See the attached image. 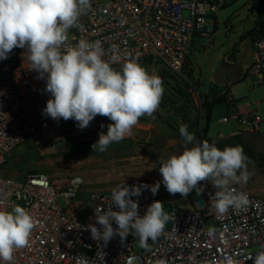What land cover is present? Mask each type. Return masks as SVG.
Returning a JSON list of instances; mask_svg holds the SVG:
<instances>
[{"label":"built area","instance_id":"2783aa9c","mask_svg":"<svg viewBox=\"0 0 264 264\" xmlns=\"http://www.w3.org/2000/svg\"><path fill=\"white\" fill-rule=\"evenodd\" d=\"M219 4V0H91L92 10L81 16L82 27L71 29L69 42L100 41L103 58L116 70L132 58L187 81L192 70L190 51L196 41L212 35ZM184 12L189 16L183 17ZM261 41L264 33L252 42L253 62L247 73L257 78L255 85L264 86V48L257 47ZM25 51L15 48L0 60V167L18 146L48 128L46 119L29 121L23 112L21 96L46 92V79L30 69ZM228 107L220 123L236 121L247 133H260L263 120L257 111ZM84 186L78 174L36 173L22 179L0 175V209L10 211L20 205L36 221L29 246L15 253L13 264H76L81 255L90 264H128L133 257L137 264H220L226 255H235L241 264H253L248 257L264 248V197L237 184L232 187L247 193L249 204L222 217L210 203L214 187L203 189L202 199L195 200L190 210L177 208L171 200L168 227L143 247L140 256L133 255V241L139 239L134 232L123 239L116 234L106 244L91 237L88 226L96 224L95 208L106 210L112 191H85ZM131 199L138 202L140 215L154 201L141 195ZM207 221L215 229L211 237ZM98 252L104 254V261Z\"/></svg>","mask_w":264,"mask_h":264},{"label":"clouds","instance_id":"9594fccd","mask_svg":"<svg viewBox=\"0 0 264 264\" xmlns=\"http://www.w3.org/2000/svg\"><path fill=\"white\" fill-rule=\"evenodd\" d=\"M91 10V0H0V60L7 59L15 48L26 50L24 56L30 69L39 74V79H46L45 91L51 97L43 115L55 121L74 120L81 130L98 115L112 121L107 133L101 132L92 145L95 152H104L109 145L130 136L141 117L155 119L165 89L162 78L150 74L136 59H127L120 70L113 68L103 58L105 52L100 41L69 42V30L82 27L81 16ZM257 47L264 48V41L258 42ZM179 133L184 150L160 160L162 181L151 186L119 185L112 190V203L106 210L103 206L95 208L100 228L96 224L88 226L94 240L106 244L116 234L123 239L134 232L142 247H147L149 239L156 241L171 219L164 204L153 201L145 214L140 215L138 202L131 197H138L145 188L155 195L161 183L171 195L187 198L193 190L200 195L203 192L200 183L211 181L215 193L210 203L219 217L230 209L240 210L249 204L247 193L232 187L250 179L247 170L250 160L243 147L225 146L221 150L214 143L197 142L195 134L183 123ZM114 207L118 210L114 211ZM35 226L34 217L23 206L14 205L10 211L0 209V264H13L15 253L29 246ZM214 233L215 229H209L207 235L211 237ZM97 254L104 261V254ZM136 259L130 258L128 264H135ZM248 259L253 264H264V248ZM76 264L90 262L81 255ZM220 264L241 262L235 255H226Z\"/></svg>","mask_w":264,"mask_h":264},{"label":"rangeland","instance_id":"374dc122","mask_svg":"<svg viewBox=\"0 0 264 264\" xmlns=\"http://www.w3.org/2000/svg\"><path fill=\"white\" fill-rule=\"evenodd\" d=\"M219 2L212 35L196 41L190 51V79L186 81L165 69L142 65L150 74H156L163 80L165 91L160 107L154 113L155 119L141 117L130 136L109 145L104 152H95L92 145L98 141L101 132L107 133V126L112 121L98 115L83 130L71 119L55 121L42 114L50 94L41 97L36 93L26 100L24 108L29 117L46 119L48 128L36 132L18 146L0 167V175L22 179L36 173L51 176L78 174L85 180V191H112L122 184L128 187L154 185L162 181L160 160L184 150V141L179 133L181 123L188 125L189 132L195 134L198 142L197 134L206 125L201 96L207 94L211 84H217L228 89L237 101L236 108L247 104V109L257 111L263 122L259 134L247 133L236 121L220 123L229 107L226 104L217 105L210 116L207 136L216 146L236 137L235 146H247L252 150L255 159L250 160L247 169L250 179L246 184L237 185L264 197V163L260 160L264 158V86L253 85L254 78L247 73L254 54L247 33L253 27L256 13L252 10L251 0ZM188 16V12L183 13V17ZM222 61L228 66L222 68ZM243 76L245 78L240 81ZM192 146L187 145L189 148ZM200 187L206 189L213 186L211 181H203ZM140 195L162 202L166 213L171 200L177 208L190 210L195 200L202 199V193L197 195L195 190L187 198L179 194L171 195L163 183L155 195L150 188L142 189ZM168 225L167 222L165 228ZM206 225L211 229V221H207ZM142 251L140 240H134L133 255L140 256Z\"/></svg>","mask_w":264,"mask_h":264},{"label":"trees","instance_id":"16d2710c","mask_svg":"<svg viewBox=\"0 0 264 264\" xmlns=\"http://www.w3.org/2000/svg\"><path fill=\"white\" fill-rule=\"evenodd\" d=\"M250 3H251L252 10H254V12L256 13V18L254 20L253 27L251 30L248 31L247 36L253 42L256 37L264 33V10H261L259 8L257 0H251ZM245 76H243V78L240 81H242L245 78ZM201 97H202L201 110L206 119V125H205V128L197 134L198 142L208 141L211 144L213 142L211 138L207 136V130H208L212 110L217 105H222V104H226V105L231 104L232 106H235L237 101H235L232 98L228 89L225 86H220L217 84H211L208 89L207 94L202 95ZM236 140H237L236 137L226 139L220 146H217V147L222 150L226 145L235 146ZM243 149L247 157H249V160L255 159V156L252 153V150H250L247 146H243ZM260 160L262 161V163H264V158Z\"/></svg>","mask_w":264,"mask_h":264},{"label":"crops","instance_id":"0c3cea01","mask_svg":"<svg viewBox=\"0 0 264 264\" xmlns=\"http://www.w3.org/2000/svg\"><path fill=\"white\" fill-rule=\"evenodd\" d=\"M251 42H252V41H251ZM252 78H254V80H253V85H255L254 81L257 80V79H256L255 76H253ZM255 86H260V85L258 84V85H255ZM37 93H38L37 95H39V96H41V97H43V96H45L46 94H48L47 92H43V91H39V92H37ZM28 98H29V97L26 96V95L21 96V102H22V107H23V112H24L25 118H26L27 120H29V121L37 120L38 118L36 119V118H32L31 116L29 117L28 114L26 113L27 109L24 108V106H25V102H26V100H27ZM247 106H248V105L246 104V105L241 106V107H238V108H236V106H233V107L236 108V109H239V110H245V109H247ZM247 110H248V109H247ZM4 176H7V175H4ZM8 177H9V176H8ZM12 178H17V177H12Z\"/></svg>","mask_w":264,"mask_h":264},{"label":"water","instance_id":"95a60500","mask_svg":"<svg viewBox=\"0 0 264 264\" xmlns=\"http://www.w3.org/2000/svg\"><path fill=\"white\" fill-rule=\"evenodd\" d=\"M258 2V6L261 10H264V0H257ZM222 68L228 66L224 61H222ZM151 241V239H149L148 243Z\"/></svg>","mask_w":264,"mask_h":264}]
</instances>
